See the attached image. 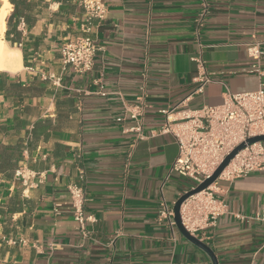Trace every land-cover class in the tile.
I'll use <instances>...</instances> for the list:
<instances>
[{
    "label": "crops",
    "instance_id": "0c3cea01",
    "mask_svg": "<svg viewBox=\"0 0 264 264\" xmlns=\"http://www.w3.org/2000/svg\"><path fill=\"white\" fill-rule=\"evenodd\" d=\"M102 1L94 66L79 73L61 48L82 36L83 7L9 0L5 40L21 67L0 72V264H213L160 221L162 203L174 208L192 188L167 179L178 147L161 132L162 111L180 118L264 86L247 51L255 41L264 50V0ZM204 73L211 82L198 92ZM137 105L141 133L128 114ZM72 184L92 217L84 227ZM212 189L227 211L197 238L219 264H264V173L221 178Z\"/></svg>",
    "mask_w": 264,
    "mask_h": 264
},
{
    "label": "built area",
    "instance_id": "2783aa9c",
    "mask_svg": "<svg viewBox=\"0 0 264 264\" xmlns=\"http://www.w3.org/2000/svg\"><path fill=\"white\" fill-rule=\"evenodd\" d=\"M83 7L86 20L82 26L83 34L74 40L65 42L61 48L63 62L72 66L79 73L92 71L94 59L99 46L94 37V20H104L108 8L102 0H76ZM203 13L200 19L204 18ZM250 72L260 77L264 76L262 61L264 50L260 42L248 44ZM204 70L205 63L195 60ZM198 92L203 91L211 78L204 73ZM145 91V88H142ZM223 103L217 106H204L196 110L185 111L180 118L173 117V111L164 110L166 123L162 134L171 135L178 147V156L173 162L169 179L173 174L189 178L196 186L185 192L194 190L211 178L226 158L237 148L245 145L231 160L219 179L235 180L252 173H264V142L248 144L253 138L264 136V86L255 92L224 94ZM128 114L137 125L133 129L142 132L144 107L134 106ZM28 180L23 172L18 171L17 177ZM218 179V180H219ZM211 185L204 191L186 199L180 209L181 221L184 228L193 236L216 225L218 219L226 214L227 206L224 201L215 196ZM72 208L76 222L81 227L92 217H86L84 212L85 193L78 184L69 186ZM160 221L168 222L171 228L176 227L174 210L166 202L162 203L159 211ZM259 220L264 222V204Z\"/></svg>",
    "mask_w": 264,
    "mask_h": 264
},
{
    "label": "water",
    "instance_id": "95a60500",
    "mask_svg": "<svg viewBox=\"0 0 264 264\" xmlns=\"http://www.w3.org/2000/svg\"><path fill=\"white\" fill-rule=\"evenodd\" d=\"M256 142H264V136L250 139L248 141V144H253ZM244 147H245V145H242L239 148H237L232 154H230L211 178L206 180L203 184L199 185L194 190H190L188 193L181 196L173 208L174 220H175V223H176V226H177L179 232L187 240H189L191 243H193L195 246H197L200 249H202L203 251H205L211 257L213 264H219V263H218V260L215 256L214 252L211 250V248L207 244H204L202 241H200L197 237L191 235L182 225L181 214H180L181 205L189 197H191L197 193H200V192L204 191L205 189L209 188L211 185H213L219 179L220 175L226 169V167L229 165L231 160L238 154V152H240L242 149H244Z\"/></svg>",
    "mask_w": 264,
    "mask_h": 264
},
{
    "label": "bare ground",
    "instance_id": "6f19581e",
    "mask_svg": "<svg viewBox=\"0 0 264 264\" xmlns=\"http://www.w3.org/2000/svg\"><path fill=\"white\" fill-rule=\"evenodd\" d=\"M0 9V72L16 71L21 67L19 50L11 48L5 40L6 19L11 8L9 0H3Z\"/></svg>",
    "mask_w": 264,
    "mask_h": 264
},
{
    "label": "rangeland",
    "instance_id": "374dc122",
    "mask_svg": "<svg viewBox=\"0 0 264 264\" xmlns=\"http://www.w3.org/2000/svg\"><path fill=\"white\" fill-rule=\"evenodd\" d=\"M174 175H177V174H173V176ZM178 176V175H177ZM180 177V176H179ZM183 181H184V183H186L188 186H190V187H195L196 186V182L195 181H193L192 179H189V178H184V177H180Z\"/></svg>",
    "mask_w": 264,
    "mask_h": 264
}]
</instances>
